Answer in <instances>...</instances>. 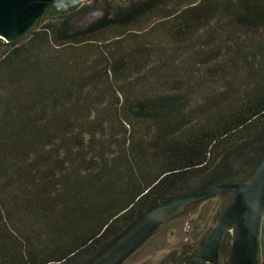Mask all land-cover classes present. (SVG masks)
<instances>
[{"label":"trees","instance_id":"trees-1","mask_svg":"<svg viewBox=\"0 0 264 264\" xmlns=\"http://www.w3.org/2000/svg\"><path fill=\"white\" fill-rule=\"evenodd\" d=\"M98 1L0 42V264H86L264 155V0H101L75 27Z\"/></svg>","mask_w":264,"mask_h":264},{"label":"water","instance_id":"water-1","mask_svg":"<svg viewBox=\"0 0 264 264\" xmlns=\"http://www.w3.org/2000/svg\"><path fill=\"white\" fill-rule=\"evenodd\" d=\"M91 1L0 0V42L24 38L37 31L46 21L71 13ZM227 191L233 192L232 198L191 251L181 258L188 256L189 264H219L221 245L229 235L228 264H262L264 155L243 181L219 183L157 204L86 264H123L189 204L206 201Z\"/></svg>","mask_w":264,"mask_h":264},{"label":"rangeland","instance_id":"rangeland-1","mask_svg":"<svg viewBox=\"0 0 264 264\" xmlns=\"http://www.w3.org/2000/svg\"><path fill=\"white\" fill-rule=\"evenodd\" d=\"M103 13L102 1L89 6L74 20V26L83 28L98 19ZM232 192H223L203 202L190 204L185 210L170 219L164 228L123 264H163V259L173 249L179 250L187 243H196L213 225L216 216L232 198ZM229 236L226 237L220 264H228ZM262 264H264V219L262 223Z\"/></svg>","mask_w":264,"mask_h":264},{"label":"flooded vegetation","instance_id":"flooded-vegetation-1","mask_svg":"<svg viewBox=\"0 0 264 264\" xmlns=\"http://www.w3.org/2000/svg\"><path fill=\"white\" fill-rule=\"evenodd\" d=\"M227 192H232V191H227ZM233 193V192H232ZM164 228V227H163ZM162 228V229H163ZM161 229V230H162ZM160 230V231H161ZM159 231V232H160ZM158 233V232H157ZM156 233V234H157ZM154 236V235H153ZM152 236V237H153ZM227 236H229V235H227ZM226 236V237H227ZM151 237V238H152ZM226 237H225V239H226ZM150 238V239H151ZM229 238H230V236H229ZM225 239H224V241H225ZM148 241V240H147ZM147 241L145 242V243H147ZM224 241H223V243H222V245H221V248H220V252H219V256H220V259H219V261H221V258H222V255H221V253H222V248H223V244H224ZM145 243L140 247V248H138L131 256H133L137 251H139L144 245H145ZM194 244L195 243H187V244H185L184 245V247L182 248V249H179V250H175V249H173V250H171L170 252H169V254L162 260L163 261V264H174L176 261H179L178 263H176V264H189V257L188 256H185V257H183V258H181L182 256H184V255H187L190 251H191V249H192V247L194 246ZM229 247H230V245H229ZM130 256V257H131ZM130 257L127 259V260H129L130 259ZM180 259V260H179ZM229 259V258H228ZM126 260V261H127ZM125 261V262H126ZM124 262V263H125ZM220 264V263H219Z\"/></svg>","mask_w":264,"mask_h":264}]
</instances>
